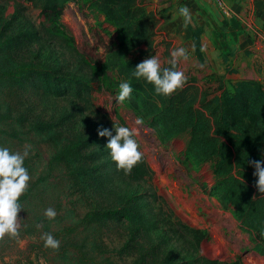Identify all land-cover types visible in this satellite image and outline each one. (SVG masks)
Instances as JSON below:
<instances>
[{"label": "rangeland", "instance_id": "374dc122", "mask_svg": "<svg viewBox=\"0 0 264 264\" xmlns=\"http://www.w3.org/2000/svg\"><path fill=\"white\" fill-rule=\"evenodd\" d=\"M48 1H57L75 43L46 37L39 24ZM0 8L4 53L21 70L0 98V144L31 146L27 203L0 264H264L262 243L210 193L211 163L181 165L189 136L160 131L154 86L132 76L152 55L172 67V51L187 50L176 64L187 77L173 92L179 110L207 126L264 215L248 156L264 159V0H0ZM85 55L101 61L105 87ZM124 80L144 96L116 103ZM8 103L20 121L3 120ZM101 126L135 130L143 156L131 171L111 159ZM49 207L54 219L44 215ZM60 228L59 248L45 247L41 237Z\"/></svg>", "mask_w": 264, "mask_h": 264}, {"label": "trees", "instance_id": "16d2710c", "mask_svg": "<svg viewBox=\"0 0 264 264\" xmlns=\"http://www.w3.org/2000/svg\"><path fill=\"white\" fill-rule=\"evenodd\" d=\"M42 15L44 19L39 26L47 35L46 37L63 35L67 39L69 37L70 41L75 43L72 34L67 36L66 25L60 22L62 9L57 6V1H48V3H46V8L42 11ZM36 34L39 37L42 35L40 29L36 30ZM8 40L7 27L2 26L0 23V98L2 99L9 96L10 89L14 85L13 78L21 71L17 63H15V60L9 57L7 53H4L7 52L6 50L10 51L6 45ZM84 58L86 59L85 63L89 65L91 69L97 70L91 73L94 79L98 77L99 85L105 87L106 82L104 75L99 72L102 66L101 61L94 60L88 55H85ZM132 87L133 92L128 100L144 96V94L140 93L142 89H140L139 86L132 84ZM150 92L154 97L152 98V106H154L153 111L156 112L155 121L160 131L171 135V137H176L180 134L183 135V133L189 136L187 150L183 153L184 159L180 160L181 165L190 170L201 164L211 163L214 185L210 189V193L216 197L223 210L230 212L245 227H248L250 232L255 234L259 243H262L264 246V215L259 213L256 202L250 196L253 188L250 186L244 191L245 187L243 183L235 177L232 169L229 168L227 154L221 148L216 147L215 141L208 134L207 126L191 121V119L187 120L183 117L179 110L181 102L178 94L172 93L167 96L157 94L154 88H151ZM14 110H16V108L11 105V103H8L6 107V116L3 120L9 121L13 118L15 122H18V120L20 121L21 116H15L13 114ZM151 120L152 119L149 118V124ZM248 156L254 161L255 157L252 152H249ZM236 173L240 176V172ZM250 177H256L254 172L252 175L250 174ZM27 193L19 198V202L23 206H26L27 203V198L25 197ZM22 213L21 209L18 213V217L22 215ZM47 222L50 225L53 221L48 220ZM61 232H63V228H60V230L56 232H51V234L59 240L61 239ZM8 237L11 238L12 236L5 235L0 237V248L5 244L7 247L13 244L8 241ZM0 251H2V249H0Z\"/></svg>", "mask_w": 264, "mask_h": 264}, {"label": "clouds", "instance_id": "9594fccd", "mask_svg": "<svg viewBox=\"0 0 264 264\" xmlns=\"http://www.w3.org/2000/svg\"><path fill=\"white\" fill-rule=\"evenodd\" d=\"M180 14L184 17L185 23L191 21V14L188 7L180 8ZM172 67H162L158 56L152 55L138 63L132 72L137 80L152 84L157 94L171 95L177 89L183 87L187 80L185 73L176 68L180 58H187V50L184 47L176 48L171 53ZM133 92L130 81L124 80L119 83V91L115 97L116 103H122L128 99ZM137 125L143 123L141 119L135 121ZM113 130L105 127H98L97 134L100 137H107L106 147L110 150L111 159L120 169L126 172L141 161L143 153L139 150L138 141L135 138V130L127 126H114ZM30 145L20 150H13L8 146L0 144V237L5 235L15 236L20 229L18 213L22 208L19 198L29 187L31 175L25 166V160L30 154ZM254 167V175L258 177L257 187L259 192L264 193V159L249 161ZM44 215L54 219L57 215L54 208L45 209ZM45 247L57 249L60 241L51 233L41 237Z\"/></svg>", "mask_w": 264, "mask_h": 264}, {"label": "built area", "instance_id": "2783aa9c", "mask_svg": "<svg viewBox=\"0 0 264 264\" xmlns=\"http://www.w3.org/2000/svg\"><path fill=\"white\" fill-rule=\"evenodd\" d=\"M208 1L222 3L224 0H208Z\"/></svg>", "mask_w": 264, "mask_h": 264}]
</instances>
